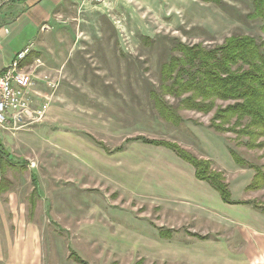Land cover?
I'll use <instances>...</instances> for the list:
<instances>
[{"label":"rangeland","instance_id":"obj_1","mask_svg":"<svg viewBox=\"0 0 264 264\" xmlns=\"http://www.w3.org/2000/svg\"><path fill=\"white\" fill-rule=\"evenodd\" d=\"M253 12V0H75L55 12L24 65L48 94L38 105L50 107L29 129H0L12 163L0 162V178L16 183L19 210L0 202V264H264V219L251 220L264 214V131L214 128L216 108L235 100H217L209 114L179 109L173 123L151 96L180 105L161 73L179 43L262 42L264 19ZM35 35L1 32L0 58L11 63L9 46L23 50ZM140 135L209 159L243 204L192 183V165L171 150L127 142Z\"/></svg>","mask_w":264,"mask_h":264},{"label":"trees","instance_id":"obj_2","mask_svg":"<svg viewBox=\"0 0 264 264\" xmlns=\"http://www.w3.org/2000/svg\"><path fill=\"white\" fill-rule=\"evenodd\" d=\"M253 2V15L264 19V0ZM177 47L181 54L173 55L165 62L161 67V73L162 90L181 98L180 105L170 106L164 101L162 93L151 92L154 106L164 119L173 123L180 120L177 114L179 109L209 114L215 109L217 100H235L236 103L233 105L216 108L212 121L213 125L215 121H218V124L214 128L223 130L224 125L233 123L234 126H242L241 131L250 135H254L256 129L264 131V40L259 43L254 37L243 35L229 37L223 45L214 48H207L201 44L187 46L183 43H179ZM129 141H140L171 150L190 163L195 168L196 178L216 189L225 203L243 204V201L232 198V191L224 174L214 169L209 159L199 158L176 142L152 139L143 135L128 138L127 142ZM231 154L239 163L240 159L233 150ZM8 158L10 157L0 150L1 164ZM7 182H10L9 179L1 174L0 190ZM32 182L34 196L39 190V180L34 173ZM35 204L33 200L32 207ZM161 235L168 236L162 231ZM77 259L82 264H89L79 256Z\"/></svg>","mask_w":264,"mask_h":264},{"label":"crops","instance_id":"obj_3","mask_svg":"<svg viewBox=\"0 0 264 264\" xmlns=\"http://www.w3.org/2000/svg\"><path fill=\"white\" fill-rule=\"evenodd\" d=\"M75 0H3L1 10L4 11L3 14L0 16V33H11L12 29L14 28L17 34H22L25 30V27H29V34L33 35L36 34L33 38H28V43L25 47L31 45L32 51L34 49V43L38 41V38L42 35V27L45 25H54V14L58 12L62 15V11H68L73 8V3ZM1 3V4H2ZM0 4V5H1ZM10 10L9 15H6V10ZM63 42V40H62ZM65 43V42H64ZM23 44V43H22ZM21 44V46H22ZM25 44V42H24ZM20 46V45H19ZM16 46V44L9 46L8 48V55L15 56V54L20 51L21 47ZM39 47V46H38ZM31 51V52H32ZM62 51L59 54H55V57L65 58L68 56H62ZM37 61H41L37 59ZM10 63H4L2 57L0 58V73L4 68H6ZM29 66V64H28ZM26 71L30 72L33 78V85L31 87V107L34 109H45L46 112L50 105L47 101H45L42 105H38L42 101V97L44 96L45 100L48 98V94L44 91L38 89V84H36V78L38 76L35 75L34 71L28 70L27 67L25 68ZM47 106V107H46ZM46 114V113H45ZM35 124V123H34ZM32 124L29 128L33 127ZM28 128V129H29ZM193 171V177L190 178L192 183L197 185H205L209 184L205 181H201L196 178L195 176V168L193 166H188ZM10 182L2 185V189L0 190V202H7L10 204V212H7L6 209L2 208V212H7L8 214H19V210H17V202L16 199L18 190H16V183L13 182L11 178H9ZM40 188V185H39ZM33 193V191H32ZM31 201V200H30ZM16 204V206H15ZM255 216V217H254ZM259 216L264 219V214H252L251 220L253 218L258 219ZM241 217L242 215L237 216V218ZM264 231V228H261ZM264 235V234H263Z\"/></svg>","mask_w":264,"mask_h":264},{"label":"built area","instance_id":"obj_4","mask_svg":"<svg viewBox=\"0 0 264 264\" xmlns=\"http://www.w3.org/2000/svg\"><path fill=\"white\" fill-rule=\"evenodd\" d=\"M100 3L103 0H85ZM32 51L29 45L17 52L11 63L0 73V129L5 131L28 128L44 117L46 110L31 107V87L33 78L24 68L28 55ZM56 87L55 82H50ZM47 107V106H46Z\"/></svg>","mask_w":264,"mask_h":264},{"label":"water","instance_id":"obj_5","mask_svg":"<svg viewBox=\"0 0 264 264\" xmlns=\"http://www.w3.org/2000/svg\"><path fill=\"white\" fill-rule=\"evenodd\" d=\"M0 150H3V152H4L6 155L9 154V152L6 151V150L4 149V144H3V141H2L1 136H0Z\"/></svg>","mask_w":264,"mask_h":264}]
</instances>
